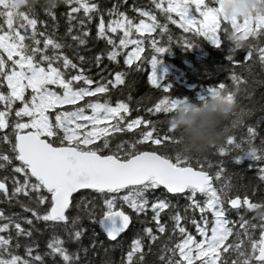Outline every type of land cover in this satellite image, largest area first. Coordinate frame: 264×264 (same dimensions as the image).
<instances>
[{
	"label": "snow or ice",
	"instance_id": "snow-or-ice-1",
	"mask_svg": "<svg viewBox=\"0 0 264 264\" xmlns=\"http://www.w3.org/2000/svg\"><path fill=\"white\" fill-rule=\"evenodd\" d=\"M151 2L165 23H159L153 11L140 7L134 11L143 18L135 22L115 4L106 10L109 19L105 20V13L92 0H63L68 6V27L57 38L56 6L51 0L32 4L25 0H0V172L5 173L0 175V200L30 214L6 215L0 209V264H43L33 237L34 232L39 235L43 230L50 233L44 255L59 257L62 264H79L76 252L69 251L65 243H79L85 232L83 219L97 224L109 241H118L132 220L124 206L140 224L153 226L142 227V235L131 240L120 264H145L149 253L158 256L159 264H264V216L254 214L256 209L264 208V198L259 202L250 200L247 186L234 182L231 174L225 175L223 159L216 162L215 171H210L214 165L206 157L201 159L200 154L188 155L178 150L179 138L170 129L161 136L156 130L158 121L140 116L126 119L132 97L117 99L113 104L110 91L124 84L127 72L115 71L112 79L101 76L94 80L64 51L72 50L79 64L84 63L86 58L79 49L86 46L88 25L96 17L95 37L110 47L89 59L97 67L104 56L116 63L131 45L123 57L124 65L139 70L141 63L146 62L150 66L148 84L162 92L144 111L165 117L190 103L186 97L169 95L171 86L163 83V74L157 75L155 70L159 55L172 45L168 21L191 34L178 39L177 43L184 47L190 48L197 37L217 48L228 46L225 59L233 66L232 84L246 85L248 77H254L256 64L264 70V16L229 22L218 14L219 0ZM40 11L52 18L51 33L38 30V24H45L39 19ZM227 23L239 38L248 41L242 48L246 53L243 61L233 58L236 50L224 38ZM111 34H116V38ZM135 34L139 38H133ZM146 41L151 55L145 61L141 53ZM253 83L264 81L253 78ZM225 87L222 82L208 86L206 94L198 98L203 101ZM251 98L252 92H248V99ZM227 99L233 100L232 92ZM253 111L254 108L240 106L225 122L224 142L210 146L221 158L235 153L231 158L237 164L246 159L264 162V137L259 145L253 143L257 136L254 126H247L246 135L239 140L234 135V130L243 126ZM125 135L130 138L125 139ZM257 176L264 181V166L257 168ZM161 188L168 194L183 196L186 203L180 206L166 197L149 200L147 193ZM82 191L86 195H81ZM197 194L202 199H197ZM166 210L168 219L162 220ZM241 210L253 213L252 219L258 223L245 219ZM232 211L238 220L229 219ZM70 212L74 214L69 215ZM197 212L199 219L194 218ZM40 223L43 230L37 227ZM188 224L194 232L188 230ZM57 228L66 240L56 233ZM256 230L258 239L253 238ZM156 243L159 247L153 253ZM92 244H96L95 239ZM21 246L23 256L16 254Z\"/></svg>",
	"mask_w": 264,
	"mask_h": 264
},
{
	"label": "trees",
	"instance_id": "trees-1",
	"mask_svg": "<svg viewBox=\"0 0 264 264\" xmlns=\"http://www.w3.org/2000/svg\"><path fill=\"white\" fill-rule=\"evenodd\" d=\"M92 2L98 3L102 12H104V19H109V16L106 13V10L111 8L114 4L117 6L119 11H123L126 15L133 19L135 22H138L140 17L138 13L134 11L136 7L144 8L147 10L153 11V13L157 16L159 23H165V18L160 16L159 10L154 8L151 0H92ZM206 2H210V0H206ZM75 6V5H73ZM67 10L68 6L64 3L58 4L55 9V32L57 38L63 36L68 27L67 23ZM64 13L65 15H61ZM82 15V12L79 13ZM174 18L175 14H173ZM115 19V17H111ZM39 19L44 20V25L38 24V30L44 31L47 29L48 33L53 31L52 25L53 20L51 17L46 16L42 11L39 13ZM146 23H150L147 18H144ZM97 22V18L94 17L92 23L88 25L89 27V36L87 38L86 46H82L79 49L80 55H83L86 59L82 65L76 60L73 56V51L70 49H64L65 53L69 55V57L73 58L74 63H78V67L83 68L86 75L91 76L94 80H100L101 76L107 77L108 79H112V74L115 71H125L127 72V76L125 77V82L123 85H118L116 89L110 91V99L115 103L117 99L126 100L128 96L132 97L130 102L131 111L127 114L126 119H135L137 116H140L142 119H151L156 120L158 123L156 124L157 132L163 136L167 130L168 126L166 123V118L163 114L150 115L144 111L145 108L151 107L154 102L158 98L161 97L162 92L159 89L154 88L149 85L147 82V73L150 71V66L146 62L141 63V67L139 70H133L132 66L124 65L123 57L127 54L128 51L131 50L132 46L130 45L127 49L123 50L121 55L118 56L117 62H110L106 56L103 57L99 67H97L93 60L89 59L90 57H94L96 53L105 50L107 46L105 41L100 39H96L95 37V24ZM75 23V21H73ZM168 23L169 33L172 37V45L163 53L159 55V63L160 69L157 75L163 74V83L169 84L170 92L168 93L171 96L178 98H187L190 102H199V95H205L208 86H214L218 82H222L226 85H231L232 81L230 79L232 65L229 61L225 59L228 54V46L217 48L212 45L207 39L203 37L194 38V43L190 48L184 47L181 44H178L177 41L182 36H191L190 33L186 34L182 29L178 27V25H172L170 21ZM6 28V26H5ZM157 32L159 29L156 30ZM116 38V34H111ZM148 37L149 34H144ZM152 35L156 36V39L159 41L161 37L153 33ZM39 38V37H38ZM133 38H139V34H135ZM163 40L167 42V36L163 37ZM118 42V38H117ZM43 46L42 44L40 45ZM144 51L141 53V57L146 61L150 58L151 50L148 47L147 41L143 45ZM244 49L236 50L233 58L237 61H243V57L245 55ZM133 63H137L134 61ZM237 73H240V69H236ZM100 73V75H97ZM72 74H75L73 72ZM253 76L248 77V83L246 85H240V93L237 96V102L239 107L246 106L248 108H254V111L249 117L245 118L244 125L238 127L234 130V135L237 140L242 135H246L247 126H254L257 132V136L255 137L253 143L259 145L260 139L264 137V109L261 108V105H264V83H253V78L256 81H264V70H262L258 64L253 66ZM248 92H252V98L248 99ZM143 98V99H141ZM137 100H140V103L137 104ZM239 107L237 111L239 110ZM143 128V126H139ZM136 130L134 129L133 132ZM125 139L130 138L128 135H125ZM224 142V137L218 144H222ZM235 153L231 154L234 155ZM231 155H225L224 157H220L219 154L215 152L214 147H209L204 153L200 154L201 159L207 158L209 161L213 163V168L210 171H215V164L220 159L224 160V167L226 168L225 175L231 174L232 180L236 183H242L247 186L246 194L249 196L250 200L254 202H259L261 198H264V181H260L257 176V168L260 166H264V162L261 161H250L243 160L239 164L235 163ZM249 164L252 167H249ZM4 172H0V175H4ZM9 183V187H10ZM255 189V191H253ZM241 195H244L245 192L241 190ZM81 195H86L85 192H81ZM91 195H95L92 193ZM149 200H152L154 197L167 198L171 200L174 204H179L183 206L186 201L183 196H175L173 194H168L162 188L155 191L147 193ZM197 199H202L200 194H197ZM75 202V201H74ZM97 205L101 202L97 199ZM0 209H3L6 215L12 213H21L24 215H30L22 213V210L18 205H8L0 200ZM126 211H129L132 216V223L126 232L122 233L118 238V241H109L99 226L95 223L90 222L88 219H83L82 224L85 227V232L81 237L79 243L76 242H67L65 243V247L69 249L71 252H76L77 257L79 259V264H104L105 261H111L112 264H120L122 256L129 249L131 240L137 236V234H141V229L144 226H153L142 225L140 224L136 216L127 209V206H124ZM74 214L70 212L69 215ZM241 215L245 217V219L251 220L253 223H258V221L253 220V213L244 212L241 210ZM199 213H195L196 219H199ZM151 211L149 210L147 214V218L150 219ZM228 217L231 220H238V215L235 211L229 212ZM141 220L145 219L144 215H141ZM167 210L162 215V220H167ZM27 227V225H24ZM190 232H194L195 229L192 225H186ZM37 227L44 229L43 223L37 225ZM238 228V224L236 225ZM93 232H95V237H93ZM56 233L61 236V238L66 240V236L63 231L59 228L56 229ZM49 231L43 230L42 234L33 233V237L36 238L38 243V251L42 255L43 264H62L59 257H51L44 255L48 250L46 248V243L49 238ZM176 238L174 236L173 243H175ZM253 238H259V232L256 230L253 232ZM95 239L96 244L93 245L92 241ZM23 238H20V243L23 245ZM101 242H103L101 246ZM159 247V243L153 244V253H157ZM83 249H87V252H84ZM105 249H108L105 252ZM146 251V249H145ZM16 254L22 255L24 254L23 246L19 249H16ZM35 255V252L33 253ZM145 264H159L158 256L152 253H149L145 257Z\"/></svg>",
	"mask_w": 264,
	"mask_h": 264
},
{
	"label": "clouds",
	"instance_id": "clouds-1",
	"mask_svg": "<svg viewBox=\"0 0 264 264\" xmlns=\"http://www.w3.org/2000/svg\"><path fill=\"white\" fill-rule=\"evenodd\" d=\"M25 2L32 4L43 0ZM62 2L63 0H51L54 6ZM217 8L221 18L229 22L232 19L242 21L249 17L264 16V0H219ZM223 32L228 45L235 50L242 49L248 43L231 30L230 23L225 24ZM240 90V86L226 85L205 100L190 102L170 113L166 123L172 135L179 138L176 148L188 155H197L204 153L211 145L218 144L225 135V122L239 107L237 96ZM229 92L233 94L232 101L227 99ZM254 214L264 216V208L256 209Z\"/></svg>",
	"mask_w": 264,
	"mask_h": 264
},
{
	"label": "rangeland",
	"instance_id": "rangeland-1",
	"mask_svg": "<svg viewBox=\"0 0 264 264\" xmlns=\"http://www.w3.org/2000/svg\"><path fill=\"white\" fill-rule=\"evenodd\" d=\"M159 69H160V63H158L157 65H156V73H159Z\"/></svg>",
	"mask_w": 264,
	"mask_h": 264
},
{
	"label": "water",
	"instance_id": "water-1",
	"mask_svg": "<svg viewBox=\"0 0 264 264\" xmlns=\"http://www.w3.org/2000/svg\"><path fill=\"white\" fill-rule=\"evenodd\" d=\"M74 195H75V194H74ZM131 223H132V220H131ZM131 223H130V225H131ZM129 227H130V226H129ZM126 231H127V229H126L124 232H126ZM124 232H123V233H124ZM118 238H119V237H118Z\"/></svg>",
	"mask_w": 264,
	"mask_h": 264
}]
</instances>
